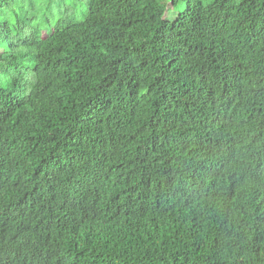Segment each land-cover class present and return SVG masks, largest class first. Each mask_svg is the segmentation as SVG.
I'll return each instance as SVG.
<instances>
[{
  "label": "trees",
  "instance_id": "1",
  "mask_svg": "<svg viewBox=\"0 0 264 264\" xmlns=\"http://www.w3.org/2000/svg\"><path fill=\"white\" fill-rule=\"evenodd\" d=\"M0 264H264V0H0Z\"/></svg>",
  "mask_w": 264,
  "mask_h": 264
},
{
  "label": "rangeland",
  "instance_id": "2",
  "mask_svg": "<svg viewBox=\"0 0 264 264\" xmlns=\"http://www.w3.org/2000/svg\"><path fill=\"white\" fill-rule=\"evenodd\" d=\"M167 16H168V18H171L173 16L172 12L171 11L168 12Z\"/></svg>",
  "mask_w": 264,
  "mask_h": 264
}]
</instances>
